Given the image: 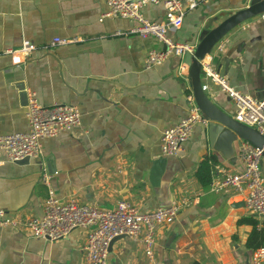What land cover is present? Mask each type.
Instances as JSON below:
<instances>
[{
	"label": "crops",
	"instance_id": "0c3cea01",
	"mask_svg": "<svg viewBox=\"0 0 264 264\" xmlns=\"http://www.w3.org/2000/svg\"><path fill=\"white\" fill-rule=\"evenodd\" d=\"M107 0H0V136L28 130V93L41 105L76 106L80 122L40 141L39 154L26 162L8 161L0 148V208L13 221L42 215L47 187L60 199L75 198L112 210L126 201L151 211L183 203L170 223L157 227L155 250L161 264H250L246 246L251 225L243 193L210 192L195 177L199 163L213 156L211 180L240 169L222 143L209 147L203 124L194 126L178 155L163 156V129L188 112L191 93L183 59L166 58L145 69L146 52L163 46L153 37L129 33L131 22L105 17ZM183 22L167 34L195 45L202 31L217 25L251 0H181ZM144 17L160 21L162 4H146ZM120 34H116V33ZM54 37L64 44L50 45ZM205 62L237 90L264 99V18L253 17L225 35ZM27 40L28 56L8 52ZM204 92L223 112L234 104L201 77ZM264 176V162L262 164ZM256 218V217H255ZM264 217L257 218L258 227ZM86 231L73 229L55 241L32 237L21 225L0 226V264H83ZM264 246V243H263ZM106 264H147L141 244L122 236L108 248Z\"/></svg>",
	"mask_w": 264,
	"mask_h": 264
},
{
	"label": "built area",
	"instance_id": "2783aa9c",
	"mask_svg": "<svg viewBox=\"0 0 264 264\" xmlns=\"http://www.w3.org/2000/svg\"><path fill=\"white\" fill-rule=\"evenodd\" d=\"M162 4L164 17L160 21L144 17L141 8L146 4ZM181 0H107L106 10L99 20L105 17L120 18L132 23L129 33L142 38L153 37L163 47L146 52L145 69L159 65L170 56L180 57L192 53L195 45L172 40L168 31H176L183 22ZM264 18V13L259 15ZM120 34V33H116ZM225 37V36H224ZM222 37L213 46L221 51L226 45ZM66 39L54 37L50 45L64 44ZM34 45L24 40L21 46L8 52H19L28 56ZM180 71L188 67L182 63ZM201 77L216 85L234 104L233 118L264 136V99H256L232 87L226 77L215 70L210 62L201 61ZM203 91L207 85H202ZM188 112L177 123L163 129L159 146L163 156L178 155L188 141L195 125H206L208 120L196 106L192 94L187 95ZM25 116L28 130L0 136V148L8 161L33 157L40 152V141L53 137L61 131H68L79 124L80 112L76 106L67 104L41 105L34 93H28ZM262 149L248 141L241 140L238 147L240 169L234 172H221V175L208 185L210 192L243 193V207L249 215L264 217V178L260 161ZM47 187V195L39 218L13 221L0 208V226L21 225L32 237L55 241L68 235L73 229L86 231L81 251L83 264H106L109 242L117 236H126L141 244L147 264H161L155 250L156 232L159 224L170 223L181 212L183 203H172L151 211H140L126 201H120L112 210L98 208L94 204L78 202L75 198L60 199L49 186V177L41 176ZM250 264H264V246L252 251Z\"/></svg>",
	"mask_w": 264,
	"mask_h": 264
},
{
	"label": "water",
	"instance_id": "95a60500",
	"mask_svg": "<svg viewBox=\"0 0 264 264\" xmlns=\"http://www.w3.org/2000/svg\"><path fill=\"white\" fill-rule=\"evenodd\" d=\"M263 13L264 0H251L247 6L230 13L214 27L202 31L193 52L185 53L182 58L183 63L188 67V81L193 100L202 115L208 120L204 126V132L207 136L209 147L213 151H219L216 148L218 144H224L228 152L232 154L227 159L233 161V143L239 146L241 140L248 141L258 149L263 148L260 161L261 169L264 162V136L256 129L236 121L231 115L221 111L210 100L201 85V61L210 53L215 43L232 29ZM27 160L28 157H24L19 161L26 162ZM117 237L109 242L108 248Z\"/></svg>",
	"mask_w": 264,
	"mask_h": 264
},
{
	"label": "trees",
	"instance_id": "16d2710c",
	"mask_svg": "<svg viewBox=\"0 0 264 264\" xmlns=\"http://www.w3.org/2000/svg\"><path fill=\"white\" fill-rule=\"evenodd\" d=\"M213 156L203 159L195 170V177L204 186L209 185L211 182V165L213 163ZM241 221L251 225V231L248 234L246 246L255 250L264 243V220L261 226L258 227L257 218L250 216L242 219Z\"/></svg>",
	"mask_w": 264,
	"mask_h": 264
}]
</instances>
